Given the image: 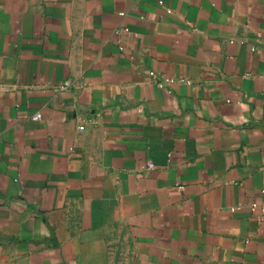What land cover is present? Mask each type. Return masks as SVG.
Listing matches in <instances>:
<instances>
[{
  "label": "crops",
  "instance_id": "0c3cea01",
  "mask_svg": "<svg viewBox=\"0 0 264 264\" xmlns=\"http://www.w3.org/2000/svg\"><path fill=\"white\" fill-rule=\"evenodd\" d=\"M0 264H264V0H0Z\"/></svg>",
  "mask_w": 264,
  "mask_h": 264
},
{
  "label": "built area",
  "instance_id": "2783aa9c",
  "mask_svg": "<svg viewBox=\"0 0 264 264\" xmlns=\"http://www.w3.org/2000/svg\"><path fill=\"white\" fill-rule=\"evenodd\" d=\"M39 116L35 117V118H38Z\"/></svg>",
  "mask_w": 264,
  "mask_h": 264
}]
</instances>
